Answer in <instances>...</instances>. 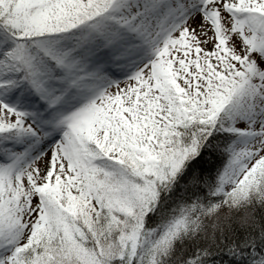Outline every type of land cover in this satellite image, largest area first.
Here are the masks:
<instances>
[{
	"label": "snow or ice",
	"instance_id": "6c2138e0",
	"mask_svg": "<svg viewBox=\"0 0 264 264\" xmlns=\"http://www.w3.org/2000/svg\"><path fill=\"white\" fill-rule=\"evenodd\" d=\"M0 264H264V0H0Z\"/></svg>",
	"mask_w": 264,
	"mask_h": 264
}]
</instances>
